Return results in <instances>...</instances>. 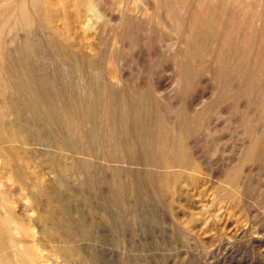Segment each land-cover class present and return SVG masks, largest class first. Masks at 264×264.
<instances>
[{
  "label": "bare ground",
  "instance_id": "bare-ground-1",
  "mask_svg": "<svg viewBox=\"0 0 264 264\" xmlns=\"http://www.w3.org/2000/svg\"><path fill=\"white\" fill-rule=\"evenodd\" d=\"M21 151L58 159L64 177L106 168L111 222L122 200L130 216L159 214L158 229L186 231L195 246L196 233L214 232L216 248L264 253V214L251 204L264 196L254 175L264 168V0H0V158L9 166ZM12 170L14 182L0 171V264H56L53 254L168 264L165 237L148 224L123 240L131 247L135 237L136 249L115 247L112 227L98 235V218L86 231L68 206L77 182L63 176L45 182L38 172L40 212L25 222L12 198L26 171ZM195 178L202 185L190 190ZM230 210L245 220L230 223Z\"/></svg>",
  "mask_w": 264,
  "mask_h": 264
},
{
  "label": "rangeland",
  "instance_id": "rangeland-1",
  "mask_svg": "<svg viewBox=\"0 0 264 264\" xmlns=\"http://www.w3.org/2000/svg\"><path fill=\"white\" fill-rule=\"evenodd\" d=\"M183 7H185V6H181V7L178 6L177 8H180L179 11H181V12L186 11L188 9V7H185L184 9H183ZM150 15L153 17V15L155 16L156 14H154V13L151 12ZM136 28H137V30L139 28L141 29L142 28V25H136V27H134L133 30L130 29L131 31L130 32L128 31L130 33L129 36H128V38H129V40H130V38H131V40H133L132 43H134L133 45H135V46H137V44L139 43V40H140V38L138 37V33L136 34ZM134 29H135V31H134ZM132 31H134V32H132ZM150 32H152L151 34H154L156 31L151 30ZM130 35H132V36H130ZM136 38H138L139 40L136 39ZM168 43H170V42H168ZM222 116L224 118L226 116V118H227L228 117V114L227 115L226 114H223ZM35 156H31L30 154H27L26 155V153L24 151H21V153L18 154V156L15 158V161L11 164L12 166L11 165L8 166V164L5 162V160H3L4 158H0V171L1 172H2V170H3V173L5 171L8 172V170H9L11 173H13L12 168L14 169L17 166H22V165H23L24 170L26 171V173H25L26 175L25 176L27 178L25 177V182H27L28 184L26 186L21 187L19 184L15 183L16 186L18 187L17 189L20 188L19 191H18V193H20V194H18L17 191H16L17 195H15V196L13 195V196L15 198L17 197V199H14V197L12 198V202L15 203L14 204L15 207L16 206H19V208L17 209L18 217L21 218V219H23L25 222H29V219L31 218V215L33 217V215L35 216L37 214V211L40 212L39 210H37L36 207H34L35 206V203H34L35 200H33V199H35V198H32V197L35 196V192L33 190L32 183H36L37 182L38 175H40L42 172H44V174L43 173L41 174V177H42V180L45 181V182H50V181L56 180V178H57V180H59L63 176V174L60 176V174L62 173L61 171H63L62 168H61V165L59 164L60 166H56L59 163L58 159L56 161L54 158L51 159L48 156L46 157V155L45 156H41V155H38L37 154V156L39 158L37 156L36 157ZM18 160L21 163V164L19 163L20 165L17 163ZM20 160H22V161H20ZM54 160H55V162H54ZM67 162L70 163L71 161L70 160H67ZM14 163H16V165ZM4 165H7V167L4 166ZM52 165H54V166H52ZM263 165H264V163H263ZM24 166L26 167L27 170L25 169ZM43 166H45V167H43ZM4 167H6V168H4ZM251 168H252L251 170L254 171V169H253L254 167L252 166ZM261 168L264 170L262 164H261L260 167H255L256 170L259 169L258 171L255 170L256 172H259L260 171L259 172V175H258V173H255V171L254 172L252 171V173L253 174L255 173L254 175L256 177H258V176L259 177H264V171H261L262 170ZM30 170H31V172H30ZM68 170H66V172L68 171L67 172L68 174L66 175V177L63 176L64 177V180H65V181L63 180L64 181V184H66V185H73L72 184L73 182L74 183L77 182V184L75 185V187L73 185L74 192H75V193L74 192L73 193L77 197H74L73 196V193H72V196L74 198H72V197L70 198L71 201L68 204V206L70 205L69 207L72 209V211H75V216H78V217L79 216H82L83 217V221H84L83 223H86L85 221H87V222L89 221V223H87L86 225L84 224L85 227H86L85 228L86 231H90V229H93V228H91L90 223L92 222V220H94L96 218L99 219V223H100L99 229L96 230V233H97L98 230L100 232V233L99 232L97 233L98 235L101 234V236L104 237V235H106V233L104 234V230L106 231V228L112 227V229H114V232L112 233L113 245L115 247H118L119 246L118 247L119 249L121 247H123V248L124 247H128L129 249L130 248L136 249L135 246H136V243L138 245V242H136L135 245H133L134 241L136 240L135 237H134L135 240L134 239H133V241L131 240V243H132V244H130L131 247H129L128 244L127 245H124L123 244V242H124L123 240H124L126 234H128V233H129V235L132 234V235H130V237L135 236V234H136L135 233L136 232V230H135L136 229V226L135 225L136 224L139 225V223H140L146 231H147L146 225L148 224L147 226H149V230H150V228H152V230L155 231V232L152 231L154 233V235L157 236V237L159 236V238H158L159 241L162 242V237H165V240H164L165 241V244L167 242L168 245L166 244L165 249L167 251L165 250L164 253H165V258L168 259V260L170 259L168 261V264H179V262L181 264H188V263H191V264H264V253L261 252V250L255 249L256 247H254V249H255L254 250L253 247L251 248L249 246H246L245 244H244V246H246V247H244V246H240V245H243V244H238V246H240V247L237 246L238 248L236 250H233V251H230V250L228 251V250L223 249V248H216L215 245H216V243L218 244V242H217V237H215L216 235H214V232L213 233H210V232H198L199 234L196 233V235H198L197 238L199 237L198 238V241L200 239L201 240L195 246L194 244L191 243L192 242L191 241L192 239H191V237H188L189 234L186 231H185L186 232L185 233L184 231H181L180 230L181 232L178 231L179 232V234H178L175 231V229H169V230H161V229H158V228H161V226L163 225V222L161 220V216L159 214L154 215L153 218L151 217V214H149L150 219H149V217L145 216L147 218V220H148L149 223L147 221H144V218L143 217H142L143 219L138 220L134 216H132V215L130 216V214H128L129 213L128 210L126 209V207L124 205L125 202H122V200H120L119 203H118V205L120 204L121 206L120 205L119 206L117 205V207H116V212H117V215L115 216L116 217L115 218L116 221L114 220V221L111 222V220H109V216H110L109 213L111 214V212H110V201L108 199L109 198L108 197L109 172L107 171V169L106 168H101V170L100 169L90 170V171H86L85 173H82V174H80L78 176L74 174L75 171L72 172V170H70V169H68ZM38 172H40V174ZM9 173L7 174L5 172V174L8 175V177L11 178V176H10L11 174H9ZM260 175H263V176H260ZM11 179H13L11 182H14L15 179L13 178V174H12V178ZM195 179H192L191 180L192 182H193V180H195L193 182V185H192V182L190 181V184H191L190 185V190H191V188L192 189L194 188V190H196L197 188L199 189L200 185H202L201 183H199V182L202 181L201 179L197 183H195V182L198 181L199 179L198 180H197V178H195ZM82 184H83V186H82ZM196 185H198V187ZM27 186H29V187H27ZM194 186H196L197 188L194 187ZM26 187H27V190L28 191L27 190H24V189H26ZM202 189H200L198 191H201ZM20 190H21V192H20ZM145 191H146V195L149 196L148 190H145ZM27 192H29V193L27 194ZM31 192L34 194V196L32 195ZM138 193L140 194V201H141L143 199V197H142V191L140 190ZM187 194H188V191H187V193L185 195L187 196ZM24 195L25 196L27 195L26 198L28 197L27 198L28 200L25 198ZM179 197L184 202V199L186 197L183 195L182 192L181 193L179 192ZM20 198H25L28 203H26V201L24 199L23 200L25 202L23 203V201H21L22 199H20ZM257 198L252 197L251 204L252 205H258L257 206L258 209L260 210V212L262 211L261 212L262 214H264L263 213L264 212V210H263L264 209V201H263L264 200L263 199L264 196H261L262 199L260 197H257ZM167 199L169 201V198H167ZM253 199H255L256 201L254 200L255 201L254 202ZM14 200L17 201V202H15ZM258 200H259V202H258ZM19 201H21L22 204L19 203V205H16V203H18ZM33 204H34V206H33ZM22 205L23 206L25 205V206L23 207ZM96 205H98V209L99 210L96 208L97 207ZM26 206L30 210H32V208H33V210H34L33 213H32V211H30L31 213L29 212L30 213L29 214L25 210H24L25 213L21 212L22 210H20V207L25 208ZM29 206H31V207H29ZM230 211L228 212V213H231V216L229 215L230 216V219H229L230 220L229 221L230 223H233V221L235 223V222H237V220H240V222H242V221L245 220L244 218L238 219L241 216V214H235L234 211H232V210H230ZM19 212H21L23 214L22 215L23 217L20 216L21 213H19ZM228 213L226 212V214H228ZM24 214L26 216H28V217H26ZM232 214H235L236 215V218L238 217L237 220L234 217L235 215H232ZM95 215H97V217ZM238 215H240V216H238ZM180 216H182V215H178L177 216V214H176V217L178 218V221L179 222H184L183 220H185V217L182 216V218L183 217L184 218L181 219ZM27 218H29V219L27 220ZM146 218H145V220H146ZM241 219H244V220H241ZM141 220H143V221H141ZM149 220H153V221H149ZM159 224H161V225H159ZM218 226H219L218 228L220 230L217 228V231L220 233L221 230L223 229V227H221L220 225H218ZM155 227H157V228H155ZM129 229H131V230H129ZM37 230H38L37 228H34V231H36L35 234L36 235H39V232ZM173 230H174V232H173ZM217 231H215V232H217ZM169 232H171V233L169 234ZM222 232L221 233L224 234V231L223 230H222ZM90 233H92V232L90 231ZM150 234H152V233L150 232ZM145 235L147 237L149 236L148 234H145ZM215 239H216V241H215ZM143 241L144 240H142L141 242L144 243ZM179 242L181 243V245H180ZM122 244H123V246H121ZM199 244H200V246H199ZM176 245H178V246H176ZM187 245H189L188 248H187ZM123 248H121V249L123 250ZM176 248H179V249H176ZM190 248L191 249L195 248L193 250V254H195L196 258H194V259L191 258V256H189V254L187 255V253H189L190 251H192ZM186 249H187V251H186ZM175 252H177V253H175ZM227 252H229V254H232V256L231 257H228L227 259H225V255H226ZM186 256H187V258H186ZM57 257L58 256L55 255V254H53V256L51 255V259H53L52 262H56V264H63V263L64 264H69V263H65V262H63V263L60 262L61 259L60 258L57 259ZM190 259H192V261H190Z\"/></svg>",
  "mask_w": 264,
  "mask_h": 264
}]
</instances>
